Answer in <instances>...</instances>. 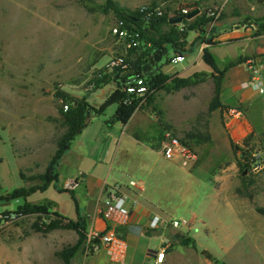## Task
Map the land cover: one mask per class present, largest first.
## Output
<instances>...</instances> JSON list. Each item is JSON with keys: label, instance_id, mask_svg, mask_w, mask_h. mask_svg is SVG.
I'll return each mask as SVG.
<instances>
[{"label": "rangeland", "instance_id": "374dc122", "mask_svg": "<svg viewBox=\"0 0 264 264\" xmlns=\"http://www.w3.org/2000/svg\"><path fill=\"white\" fill-rule=\"evenodd\" d=\"M195 2L202 10L200 16H206L212 6L222 8L217 28H233L234 23L250 18L255 30L224 40L218 34L211 36L213 27L208 25L206 38L212 41L197 42L179 64L172 62L176 53L167 46L159 66L167 73L187 66L178 77L190 78L192 83L153 91L137 109L153 118L149 135L153 147L163 152L169 133L189 142L200 159L189 169L146 148L138 149L136 155L149 163L159 158L161 167H155L151 177L141 173L129 177L147 182L149 195L171 210V217L189 222L180 227L168 223L166 238L172 253L168 264H264V213L259 212L264 209V168L244 173L242 166L244 151L264 153V94L248 87L253 97L247 107L228 98L230 78L237 69L244 70L247 82L253 65L264 82V28L259 26L264 22V0H0V195L43 184L40 176L63 132L62 93L75 99L87 96L92 106L99 107L115 88L112 82L95 89L91 81L107 68L112 56L125 51L123 42L111 33L118 19L117 5L133 11L145 5ZM200 33L189 31L188 40L193 42ZM206 49L217 69L204 61ZM218 79L221 105L211 111ZM116 107L109 106L101 118L109 119ZM231 108L241 109L251 122L252 133L239 145L230 143L223 124ZM97 118L93 113L91 127ZM197 133L210 135L211 141L190 136ZM196 167L209 171L211 179L195 174ZM66 170L60 165L56 182L27 197L31 204L45 205L54 214L16 213L23 198L0 201L7 203L0 205V264H65L59 252L69 247H76L69 264H113L97 246L99 237L89 223L83 239L74 228L47 230L54 219L78 220L74 198L84 190L64 187ZM209 199L211 222L206 224L201 210ZM82 214L88 222V215ZM188 236L194 240L185 245L182 240Z\"/></svg>", "mask_w": 264, "mask_h": 264}, {"label": "crops", "instance_id": "0c3cea01", "mask_svg": "<svg viewBox=\"0 0 264 264\" xmlns=\"http://www.w3.org/2000/svg\"><path fill=\"white\" fill-rule=\"evenodd\" d=\"M246 26L248 25L244 27L236 22L233 24V28H222L221 30L227 31L219 34L218 38L238 39L244 33L250 35V29L254 32L255 27ZM155 67L158 69L156 65ZM186 68L187 66H184L180 73ZM232 75L229 82L228 98L244 107L249 106L253 94L252 90L244 85L246 77L244 70L237 69L232 72ZM115 105L117 107L109 119L101 118L106 111L99 115L96 126H90L94 123L90 119L89 124L82 132L75 136L70 150L64 154L60 164L68 168L65 171L69 174L67 178L82 173L77 189L83 188L84 190L83 194L79 193L78 195L83 204H80L81 201L75 195L76 217L78 216V204L79 211L88 215V223L99 229L105 228V222L99 214L100 208L104 207V202L108 197V192L104 191L105 184L120 182L127 186L129 180L133 179L129 177L130 174L141 173L151 177L155 167H161L159 158L155 157L154 163H149L148 159L141 157L140 154H137L140 158L136 157L138 149L146 148L179 164L176 159L169 158L164 152L153 147L149 138L153 118L148 113L136 109L127 123L108 122L117 111L118 105ZM223 124L229 133L230 143L234 145L242 144L243 140L252 133L251 122L244 114L239 118L229 117L228 114H225ZM170 164L172 165V162H169ZM164 165L165 163H163ZM124 169L129 173H124L122 171ZM193 172L202 178L211 179L209 171L205 168L196 167ZM126 192L129 195L127 202L131 207L130 219L126 225L117 228L119 233L127 239L129 245L127 259L123 264H157V253L162 243L167 241L168 223L176 217H171L168 213L171 210L164 209L160 200L149 195L147 182L139 181L138 188H126ZM210 195L212 196L213 193ZM82 206L84 209H81ZM201 212L206 219L204 223L209 224L211 222L210 199L202 204ZM155 216H159L161 220L157 228H152L150 224ZM106 257L108 258L107 255ZM171 257L172 253L167 251L166 258L161 264H168Z\"/></svg>", "mask_w": 264, "mask_h": 264}, {"label": "trees", "instance_id": "16d2710c", "mask_svg": "<svg viewBox=\"0 0 264 264\" xmlns=\"http://www.w3.org/2000/svg\"><path fill=\"white\" fill-rule=\"evenodd\" d=\"M199 7V3H194ZM193 5V4H188ZM117 15L118 19H125L128 23H134L141 31V42L139 46L128 49L126 53L127 62L129 64L128 68L116 67L114 69L107 68L101 70L91 81L92 86L95 89H101L107 84L114 83L115 88L111 91L110 95L104 101V103L99 107H94L90 104L88 97L85 96L81 99H75L67 93H62L60 98L62 99V106L59 109L60 112V126L63 128V132L56 138V152L47 164L46 172L40 176L43 180V184L35 185L30 188L24 186L18 187L6 194L0 195V201L7 200L11 201L13 199L23 198L25 202L18 206L15 210L16 213L30 214L34 212H45L46 214H54L49 212V207L45 205L31 204L27 201V197L32 195L37 191H45L48 187L58 180V167L62 162L64 154L70 150L73 139L76 135L82 132V130L89 124L91 115L95 113L96 115L103 114L106 109L117 104L118 108L113 116L108 122L121 121L127 123L132 114L138 107L141 98L129 93L127 91L128 82L132 81L134 77H143L149 87L154 91L168 89L170 86L173 89H178L183 86L190 85L192 83L190 78H179L178 75H173L171 73L164 72L159 66V62L156 63L158 69L154 66L151 70L144 72V66L150 62L158 51H162L167 54V46L170 45L175 53L187 54L193 51L194 45L197 42H211L212 38H206L207 27L211 18L206 16H200L201 13L197 14L191 19H186V29L180 30L177 25L172 23L167 15L162 17H157L149 22H145L137 10H127L125 7L117 5ZM131 15H135L136 18L140 17L139 20L132 19ZM206 15V14H205ZM195 19L194 22H191ZM239 25H250L255 27L254 23L250 18H246L243 22H237ZM260 27L264 28V22L259 24ZM222 28H217L214 26L209 34L211 36H216L219 34ZM191 30L200 31V35L194 39L193 42L188 40V33ZM124 52V51H123ZM204 61L210 65L213 69H217V64L213 54L206 49L203 53ZM132 71V72H130ZM220 93H221V80L216 81V88L214 98L210 105V110L213 111L218 108L220 104ZM151 94V93H150ZM148 94V96L150 95ZM152 99L151 96L149 97ZM132 99V103L126 102V100ZM68 105L67 110L64 106ZM90 114V116H88ZM191 137H197L199 139H204L205 141H211V136H202L201 133L190 134ZM182 142L189 144V142L182 140ZM233 144V143H232ZM191 147V146H190ZM244 159H248L249 153L244 151ZM244 171H250V164L247 162L242 163ZM23 176V174L21 173ZM1 190V184H0ZM10 211H7V213ZM6 214V212H5ZM59 227H69L76 229L81 239L85 237L88 222L86 216L78 209V220H67L61 221L59 219L52 220L47 225V230H54ZM194 240L193 237L188 236L182 240V243L189 245L190 242ZM76 247L65 248L59 252L60 257L64 260L65 264L70 263L71 257L75 254Z\"/></svg>", "mask_w": 264, "mask_h": 264}, {"label": "built area", "instance_id": "2783aa9c", "mask_svg": "<svg viewBox=\"0 0 264 264\" xmlns=\"http://www.w3.org/2000/svg\"><path fill=\"white\" fill-rule=\"evenodd\" d=\"M197 7L195 4H178L175 6L165 7L158 5H145L138 8V12L145 22H149L157 17H162L167 15L169 19L175 18L177 16L183 15L184 18L180 22H176L175 25L179 27L180 30L186 29V19L187 15L190 14L194 8ZM200 8V7H198ZM200 8V13H201ZM222 13V8L220 6H212L205 11L208 18H211L209 25L215 26L217 20ZM132 19H136L135 15H131ZM140 19V17H138ZM138 19V20H139ZM227 30H220L219 34L226 32ZM111 33L118 40L122 41L125 45V51L112 56L107 63L109 69H114L116 67H121L123 69L128 68L129 64L127 62L126 53L128 49L135 48L139 46L141 42V31L132 22H127L125 19H117L116 23L111 27ZM218 34V35H219ZM186 60V54L176 53L172 58V62L175 64L182 63ZM252 69V77L249 81L245 82L246 87H253L258 90L261 94H264V82L260 79L258 74V69L254 68L253 65L250 66ZM181 70L176 69L171 72L173 75H177ZM127 91L138 98H141L138 104L139 106L147 98L148 94L152 93L154 90L149 87L146 80L141 76H136L132 81L128 82ZM128 103H132V99L126 100ZM69 108L65 105V110ZM229 117L239 118L243 116L240 109L231 108L228 112ZM163 152L172 159H176L182 167L193 168L199 162V155L186 143L182 142L173 135L167 133L166 141L163 144ZM243 162L250 164V171H261L264 168V153L261 150L252 152L248 159H244ZM82 173L77 176L69 177L64 182V187L68 190H76L81 182ZM138 188L139 181L131 179L129 180L127 186L120 182H115L113 184H105L104 191L108 192V197L104 202V207L100 208L99 214H101L103 222H105V228L99 229L95 227L92 230L96 236L99 237L98 247L103 250L108 256L109 260L116 264H123L128 255V241L127 239L119 233L118 227L126 225L129 222L131 207L128 205L129 195L126 192V188ZM161 218L155 216L151 221V227L157 228L159 226ZM189 222L185 219L179 220L177 218L171 219L170 224L174 227H180L181 225H187ZM169 248L167 241H164L157 253L156 263L161 264L166 258V254Z\"/></svg>", "mask_w": 264, "mask_h": 264}, {"label": "water", "instance_id": "95a60500", "mask_svg": "<svg viewBox=\"0 0 264 264\" xmlns=\"http://www.w3.org/2000/svg\"><path fill=\"white\" fill-rule=\"evenodd\" d=\"M199 13H200V8L195 7L194 10L190 14L187 15V18L191 19ZM183 18H184V16L180 15V16H177L175 18H171L170 21L175 24L176 22L182 21ZM138 19L139 18H137V20ZM163 55H164V53L162 51H158L156 54H154V57L150 60V62L144 66V68H143L144 72L151 70L156 65V63L160 62ZM130 72H132V71H130ZM88 116H90V114H88ZM244 173H247V170ZM5 204H7V203H2L0 205H5ZM259 212L264 213V209L260 208Z\"/></svg>", "mask_w": 264, "mask_h": 264}]
</instances>
